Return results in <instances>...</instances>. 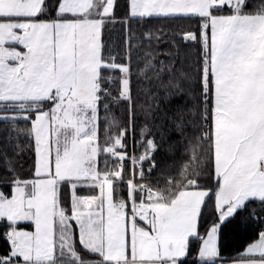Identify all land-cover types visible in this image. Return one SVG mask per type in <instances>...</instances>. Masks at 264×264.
<instances>
[{"label":"snow or ice","instance_id":"6c2138e0","mask_svg":"<svg viewBox=\"0 0 264 264\" xmlns=\"http://www.w3.org/2000/svg\"><path fill=\"white\" fill-rule=\"evenodd\" d=\"M0 264H264V0H0Z\"/></svg>","mask_w":264,"mask_h":264}]
</instances>
